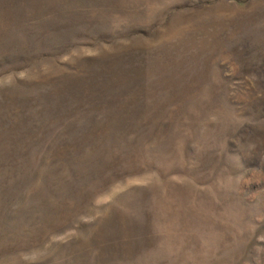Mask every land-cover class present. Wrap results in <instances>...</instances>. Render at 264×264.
Masks as SVG:
<instances>
[{
    "label": "rangeland",
    "instance_id": "1",
    "mask_svg": "<svg viewBox=\"0 0 264 264\" xmlns=\"http://www.w3.org/2000/svg\"><path fill=\"white\" fill-rule=\"evenodd\" d=\"M0 264H264V0H0Z\"/></svg>",
    "mask_w": 264,
    "mask_h": 264
}]
</instances>
